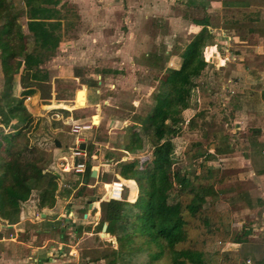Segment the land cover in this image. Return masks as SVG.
Here are the masks:
<instances>
[{"label":"rangeland","instance_id":"obj_1","mask_svg":"<svg viewBox=\"0 0 264 264\" xmlns=\"http://www.w3.org/2000/svg\"><path fill=\"white\" fill-rule=\"evenodd\" d=\"M52 1H56L58 6L63 5V12L69 9L68 23L71 22L72 24L68 28L63 27L61 42L56 53L42 64V67L47 68L50 74L49 94L47 95L51 96L46 97L50 99H44L43 105H41L42 98L37 91L41 87L34 84L33 86L37 89L34 96L31 99L26 96L21 98L24 108L33 118L43 119L38 128L35 129L36 144L41 146L47 155V167L56 171L58 167L54 158L58 156V153L52 151L53 137L61 135L63 139L61 137L60 140L65 143L68 139L79 136L84 140L86 147L91 145L92 153L97 154L96 159L93 160L92 157L88 159L91 167L95 166L97 169L96 164L100 159L108 162L106 180L109 182L116 180L117 175L121 176L117 172L124 169L123 165L116 164V158L121 157L122 160H126L138 157L144 160L151 157L156 137L150 133L145 134L142 124L133 122L131 116L147 114L153 103V93L155 91L162 92L161 85L163 83L161 79L165 75L166 69L163 66L160 67L158 61H162V64L165 65V59L162 57L161 59L153 58L151 48L146 47L133 49V51L130 49L129 57H125L127 54L125 52L129 51L127 48L121 51L125 45V35L107 33L110 29L114 31L115 28L121 27L117 17L118 14L122 15L120 13L121 8L115 9L113 19H109L112 27H106L104 30L100 27L97 30L93 26V21L98 23L96 18L104 10V7L101 6L102 9L96 11V14L94 13L91 8L99 4L97 1L85 0V5H83L84 0ZM12 2L18 8L23 7L21 0H12ZM254 2V7L245 10H222L220 25L225 34L232 38L233 33H237L231 21L234 20L239 23L244 20L242 15L245 11L251 12L255 11L254 9H262L261 15L264 16V8H261L264 6V0H254ZM102 15L105 17V13ZM219 18L216 17V23L220 21ZM21 21L22 27L25 29L24 15L21 17ZM99 25L107 26L103 23ZM132 27L135 28L134 24ZM211 31L213 32L212 29ZM217 33L216 31L213 35ZM29 35L30 37L26 41L27 50H30L32 46L31 34ZM247 36L245 39L247 43H238L237 45L233 42L229 44V40L223 42L222 37H220L221 46L216 50L221 52L223 58L228 56L226 66H220V61L210 64L209 59L212 51L206 47L207 45L203 48L202 55L203 59L207 61V65L201 74L194 79L188 94L190 107L183 110L182 130L179 135L173 138L175 149L169 171L171 174L177 172V175L169 194V201L175 202L178 198L179 182L183 175L190 181H197L196 184L204 185L205 189L211 187L215 192H218L215 193V196L204 195L206 202L200 208L201 214L191 216L184 210L188 239L179 246H190L202 250L205 253L203 264L225 263L229 258L228 254H233L232 251H228V243L225 242L231 241L237 233L240 240L246 239L243 237L244 233L236 232L238 230L235 231L234 227H227L221 223L225 217H230L227 211L229 208L227 204L230 203H227V199L235 195L237 191H248L249 200L253 202V209L258 210V214L262 206L263 198L259 192V187L264 188V181H261L264 176H258L256 171L262 172L259 174L264 173V159H262L264 156V108L261 106V103L264 102L261 97V85L264 83V35L260 36L258 33L252 32ZM212 40L213 37L209 44L212 43ZM157 52L161 54L163 50L160 48ZM222 63L224 64V62ZM171 65H173L172 62ZM113 70L117 73H112ZM81 84L84 87L88 85L89 100L94 106L79 107L76 106L75 101H72L75 93L79 92L77 90L83 86ZM11 90L16 96L18 83H14ZM5 91V86L0 85V103L5 100L3 95ZM40 92L46 93L42 89ZM81 92L83 95V91ZM98 94L100 99L95 100ZM52 96L57 97L54 98V104L49 103L53 100ZM258 99L261 100L260 104H258ZM60 103H67L70 106L68 109L59 106L52 108L57 105H64ZM3 107L5 110L8 109L5 104ZM58 109L67 110V115H63L64 113ZM20 110L22 111V109ZM98 113L101 115L100 121ZM95 116L98 121L93 123ZM35 119L32 120L33 125ZM53 119L60 120L61 126L51 127ZM189 119L195 120L194 124L196 125L208 124L203 129L190 130L187 124ZM73 122L89 124L91 127L81 129L75 135L71 130ZM8 125L0 126V132L10 133L6 131L16 127L13 123L11 126ZM20 125L23 127V124ZM259 127L261 130L258 129ZM256 129L259 132H255ZM57 131L59 133H56ZM134 131L141 134L143 147L139 151L126 152L123 145L128 142L130 134ZM198 175L201 177H197ZM118 178L125 184L126 189L124 191L128 196L127 199L132 201L137 195L135 181L124 179L122 176ZM90 180L91 184H94L95 178H89ZM109 186V184H105L106 188ZM80 189L79 193L77 192L78 196L85 193L93 202L102 197L105 192L102 183H97L92 188L89 187L87 191L83 189V186H80ZM114 189L117 190V188ZM220 189H225L226 192H220ZM32 194L38 197L36 192ZM32 194L29 200L25 202L34 198ZM179 198L185 205L190 197L183 193ZM35 200L34 203L37 202ZM25 202L21 203V207ZM97 202L98 205L99 200ZM94 209V205H92L91 213L94 212ZM203 218L209 220L204 223ZM103 223V221L99 223L100 233L97 236L79 238L81 240L77 242V246L81 248L78 253V260H75L78 261L77 264H86V255L92 258L102 249L111 253L112 256L118 257L116 264L147 263L145 252L121 256L123 254L121 249V254H118V250L116 253L113 249L118 246V240L117 238L114 240L110 237L101 236L104 231ZM98 227H96V231H98ZM214 229L216 230L215 234L213 233L215 232ZM254 230H251L250 233H256ZM1 234L6 237L11 236L8 229L2 230ZM253 249V244L249 241L237 246L238 260L240 262L243 259L245 262L246 258L252 260L246 256L245 252H251ZM256 251H252L253 256L263 262L264 252ZM71 253L74 252L71 251ZM64 258L66 257L64 256ZM72 262L64 264H72ZM89 264H104V260L92 261Z\"/></svg>","mask_w":264,"mask_h":264},{"label":"trees","instance_id":"obj_2","mask_svg":"<svg viewBox=\"0 0 264 264\" xmlns=\"http://www.w3.org/2000/svg\"><path fill=\"white\" fill-rule=\"evenodd\" d=\"M21 1L23 7L18 8L12 0H0V85L6 88L3 94L5 100L0 103V121L4 126H11L12 123L16 125L6 131L10 133L0 132V221L4 225L19 220L21 203L28 200L33 192L38 194V206L50 207L54 204L56 175L47 170V155L41 146L36 144L35 137V129L43 119L33 118L24 108L21 98L31 94L32 89H28V86L33 84L49 92L50 74L42 64L56 53L63 27L68 28L72 24L68 23L69 9L63 12V5L58 6L56 1ZM224 4L230 6L236 2L225 1ZM261 10L245 11L242 15L244 20L239 23L231 21L237 31L231 39L236 36L239 40H245L252 32L264 35V16L261 15ZM23 15L25 29L21 21ZM196 22L202 25L201 29L183 47L176 48L180 50L179 65L165 68L161 81L167 85V89L153 93V103L147 114L131 116L133 122L142 124L145 134L150 133L156 137L151 157L144 160L138 157L115 159L116 164L124 166V169L117 173L125 179L135 181L136 197L132 201L127 199L124 184V194L121 198H109L108 194L107 199H97L100 220L107 222L106 231H103L101 236L113 239L111 235H116L118 246L113 250L116 253L118 250V254H121L122 249L121 256L145 252L146 264L205 262V253L202 250L179 245L188 239L184 210L191 216L201 214L200 208L206 202L204 195L208 194L207 191L211 187L205 189L204 185L191 180L192 183L183 175L179 182L178 198L175 202L169 201L177 175V172L171 174L169 171L175 149L173 138L182 130L183 110L190 107V88L194 79L207 65L202 51L213 37L212 31L207 27L209 18L204 17ZM29 34L32 46L27 50L26 41L30 37ZM14 83H20L25 88L21 93L22 97L13 95L11 88ZM261 88V97L264 100V83ZM4 104L5 107L8 106L7 110L4 109ZM79 105H84V101H79ZM58 110L62 111L63 115L68 113L65 109ZM194 121H187L190 130L203 129L208 124L196 125ZM20 124H23V127ZM59 126L60 120L51 121V127ZM255 132L259 130L256 129ZM142 147L143 138L137 131L132 132L128 142L123 145L126 152L139 151ZM86 154L87 159H90L91 145L86 147ZM90 169L91 163L86 160L84 173L87 179L90 178ZM183 193L190 197L185 205L179 198ZM208 220L203 218L204 223ZM86 258V264L97 260H104V264H116L118 257L102 249L92 258L88 255Z\"/></svg>","mask_w":264,"mask_h":264},{"label":"crops","instance_id":"obj_3","mask_svg":"<svg viewBox=\"0 0 264 264\" xmlns=\"http://www.w3.org/2000/svg\"><path fill=\"white\" fill-rule=\"evenodd\" d=\"M95 1L99 3L98 5L91 8L95 14L96 11H99L104 7L101 15L96 18L98 19V23H96L95 20L93 21V26H95V29L98 30L101 27L102 30H104V28L106 27H112L109 19H113L115 9L121 8L120 13L122 15L118 14L117 16L119 18L118 23H121V27L115 28L114 31H111L112 29H110V31H108L107 33H122L123 35H125V45L123 48H121V51L125 50L126 48L129 49L128 52L124 51L125 53H127L125 57H129L130 54L128 55V53H130V49L133 51V49H138L140 47L151 48L152 55H154L153 58L155 57L161 59L162 57L165 59V65L162 64V61H158V65L160 64V67L163 66L164 68H167L168 66L175 67L179 65V49L177 50L176 48L183 47L201 29L202 25L200 23H197L196 21L201 20L204 17L209 18V25L207 26L208 29H212L214 33L216 31L218 32L217 34L213 35L212 43L209 44V46H206L210 51H212L211 57L209 59L210 64H213L216 61H220V66H226V60H228V56L223 58L224 56L222 57L221 52L216 50V48L221 46L220 37H222L223 42L229 40V44L233 42V44L237 45L238 43H247V41L239 40L236 36H234V39H231L230 36L224 33L220 25L223 15L222 10H245L247 8L254 7L253 5L255 4L254 0ZM225 1H235L236 4L226 6L224 4ZM239 1L242 3H238ZM245 1L249 3L244 4L243 2ZM83 2V5H85L86 1L84 0ZM103 13H105V17H102ZM216 17H220V21L217 23L215 22ZM102 23L104 25L107 24V26L103 27L99 25ZM133 24L135 28L132 27ZM250 46L253 47L252 44H250ZM160 48L163 50L161 54L157 52ZM171 62L173 65H171ZM222 62H224V64ZM115 72L117 73V71H112V73ZM87 86H81L79 90H77L79 92L75 93L72 101H75L76 106H94L91 105L92 103H90V93H88ZM166 86L167 85L163 83L161 85V88L165 89ZM24 89L25 88L20 83H18V94L16 96H22L21 93L22 91H24ZM28 89H32V92L31 94L26 95V97L28 99H31V97L35 94V90L37 89L35 86H28ZM37 91L39 92L40 98H42L41 105H43L44 99H50L46 97H50L51 95L46 96L45 93L40 92L41 89ZM81 91H83V95ZM46 93L49 94V92ZM96 97L97 98L95 100L100 99L99 94ZM54 98L57 97L52 96L53 100L49 101V103L54 104ZM81 100L84 101V105L82 106L79 105V101ZM260 101L261 100L258 99V104H260ZM60 104L64 105H57L56 107L52 108H57L59 106L61 108L68 109L70 106V104L67 105V103ZM261 106L264 108V102L261 103ZM238 113L240 112L238 111ZM98 116L100 121V113H98ZM97 121L98 118L96 119L95 116L93 118V123H96ZM0 126H2L1 121ZM258 129L261 130L260 127ZM56 133H59V131H57ZM61 137L63 139V136L61 135L53 137L52 139V142L54 139H58L60 142L59 146H56L53 143L52 148V151L58 153V156L55 157L56 159L54 158L58 170H51L47 167L48 165H46L47 170L53 172L56 175L57 188L55 191L54 204L50 207L47 205L38 206V197H36L35 194H32L37 202H33L35 200L34 198L29 202H25L23 207H21L20 209L19 220L16 223L4 225L0 221V264H64L70 261H73L72 264H77L78 261L75 260H78V253L81 248L77 246V242L81 239L88 238L89 236H97L100 233L98 226L102 220H100L99 204L97 205L98 200L96 199L97 201L93 202L86 196L85 193L80 196H78V193L81 190L80 186H83V189L87 191L89 187L92 188L97 183L103 184L106 180V176L108 175L107 166L109 164L108 162L101 161V159L98 161V163L96 164L97 176L90 177L89 174L90 178H95V181H93L94 184H91V180L89 181V179H87L85 176V169L83 170V172H75L72 168L75 158L80 161L84 160L86 168V160H88L87 154L85 158H83L82 156L76 157L73 155L74 149H76V147H79V144L84 140L79 136H74L73 138L68 139L67 142L62 143L63 140H60ZM252 144H254L253 141ZM84 150L86 152V147ZM91 157L94 160L96 159L97 154L92 153ZM262 159H264V156H262ZM256 172L258 176H264V173L259 174L262 173L259 172V170ZM117 176L121 177L119 175ZM261 181H264V177L261 179ZM106 182L108 181L106 180ZM223 191L224 193L226 192L225 189H220V192ZM207 192V196L209 197L215 196V193H218L217 191L215 192L212 188H210ZM259 192L263 198L259 214L257 213L258 210L256 211L253 209L254 204L249 200L248 191H237L235 195L227 199V203H230L227 204L229 206V208H227V211L229 212L230 217H225L221 223H223V225L227 227H234L235 231L238 230L236 232L244 233L243 237H246V239L240 240V237L237 236V233L236 237H234L231 241L225 242L228 243V251H232L233 254L229 253V258H227V261L222 264H246L243 261L244 259L242 260V262H240L238 260L239 257H237L236 254L237 246H241V244L245 243L246 241H249V243L253 244L254 249L252 251L257 250L259 252H264V188L260 186ZM92 205H94L95 208L93 213H91L92 210H90ZM96 227H98V231H96ZM106 228H103L104 231H106ZM253 228L257 229L254 230ZM6 229H8L9 233H11L10 237H6L5 235L1 234L2 230ZM251 230L256 231V233H250ZM213 233L215 234L216 230ZM115 236L111 235L114 240L116 239ZM71 251L74 253H71ZM252 251L245 252L246 256H249L252 261L255 262V264H264V261L262 262L253 256ZM64 256L66 258H64Z\"/></svg>","mask_w":264,"mask_h":264},{"label":"built area","instance_id":"obj_4","mask_svg":"<svg viewBox=\"0 0 264 264\" xmlns=\"http://www.w3.org/2000/svg\"><path fill=\"white\" fill-rule=\"evenodd\" d=\"M72 132L74 134H78L81 129H88L91 127V125L89 124H79L77 122H73L72 123ZM73 155L74 156H82L83 158L86 157V152L85 150L83 149H80L79 147H76V149H74L73 151ZM73 170L75 172H83L84 168H85V161L82 160H77V162L73 165ZM109 198H115V199H119L121 198L122 194H123V189H124V183H122L120 181L119 178H117L116 180H113V181H110L109 182ZM114 188H117V190H115ZM245 263L246 264H255L252 260L246 258L245 259Z\"/></svg>","mask_w":264,"mask_h":264},{"label":"water","instance_id":"obj_5","mask_svg":"<svg viewBox=\"0 0 264 264\" xmlns=\"http://www.w3.org/2000/svg\"><path fill=\"white\" fill-rule=\"evenodd\" d=\"M92 118V117H91ZM92 120V119H91ZM53 143L56 145V146H59L60 145V142H59V140L58 139H54L53 140ZM85 147H86V144L84 143V142H81L80 144H79V148L80 149H85ZM77 162V158H75L74 159V164ZM90 177H96L97 176V169L95 168V166H92L91 167V169H90ZM105 184H109L108 182H106V181H104V183H103V187H104V189H105V192H104V194L102 195V199H107L108 197H107V195L109 194V187L108 188H106L105 187ZM104 227L106 228V222H104Z\"/></svg>","mask_w":264,"mask_h":264},{"label":"bare ground","instance_id":"obj_6","mask_svg":"<svg viewBox=\"0 0 264 264\" xmlns=\"http://www.w3.org/2000/svg\"><path fill=\"white\" fill-rule=\"evenodd\" d=\"M103 228L105 229L104 225H103Z\"/></svg>","mask_w":264,"mask_h":264},{"label":"clouds","instance_id":"obj_7","mask_svg":"<svg viewBox=\"0 0 264 264\" xmlns=\"http://www.w3.org/2000/svg\"><path fill=\"white\" fill-rule=\"evenodd\" d=\"M85 169V168H84ZM109 182V181H108ZM109 197V196H108Z\"/></svg>","mask_w":264,"mask_h":264}]
</instances>
